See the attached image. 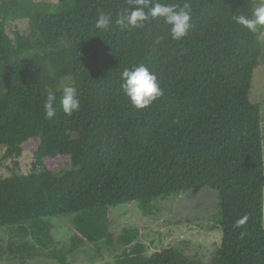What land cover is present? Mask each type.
Segmentation results:
<instances>
[{
	"label": "trees",
	"instance_id": "trees-1",
	"mask_svg": "<svg viewBox=\"0 0 264 264\" xmlns=\"http://www.w3.org/2000/svg\"><path fill=\"white\" fill-rule=\"evenodd\" d=\"M187 2L193 27L176 41L162 18L123 32L96 27L100 13L115 20L129 0H0L1 158L14 166L23 152L33 158L29 174L0 178V230L35 236L43 250L53 246L60 264L65 256L48 220L61 217H71L70 252L122 245L111 264H264V136L249 97L264 61L262 30L232 19L251 16L262 0ZM25 18L27 32L10 37L6 23ZM140 64L164 91L144 109L121 89L122 71ZM69 83L80 100L71 116L60 104ZM49 91L52 119L43 108ZM204 189L216 193L221 231L206 262L172 246L147 257L135 234L113 231L112 208L137 204L147 213L153 202ZM35 252L16 249L20 262Z\"/></svg>",
	"mask_w": 264,
	"mask_h": 264
},
{
	"label": "rangeland",
	"instance_id": "rangeland-1",
	"mask_svg": "<svg viewBox=\"0 0 264 264\" xmlns=\"http://www.w3.org/2000/svg\"><path fill=\"white\" fill-rule=\"evenodd\" d=\"M23 4H55L56 0H21ZM261 3H264L262 0ZM260 3V4H261ZM258 4L257 6H259ZM260 40L264 46V26H260ZM28 20L12 19L6 23V33L12 37L13 31L27 32ZM250 100L260 107L262 133L264 136V61L254 71ZM0 151V178L13 174L27 175L31 171L33 158L30 153L23 152L17 160V166L10 160H3ZM69 165L58 168L56 173L67 170ZM113 231L123 234L125 231L136 235L135 243H142L147 257L166 247H174L190 257L203 262L209 260L211 254L221 244V231L218 229L219 207L216 193L210 190L188 192L163 201L152 203L145 213L137 204L120 205L111 209ZM61 217L50 219V230L57 249L62 250L65 264H111L113 257L121 253L124 247L114 243L108 245L98 242L86 245L73 252L69 251V219ZM262 226L264 228V191L262 206ZM134 244V243H133ZM32 247L36 251L32 258L20 262L16 249ZM53 246L41 249L35 236L19 234L16 229L0 230V264H60L54 257Z\"/></svg>",
	"mask_w": 264,
	"mask_h": 264
},
{
	"label": "clouds",
	"instance_id": "clouds-1",
	"mask_svg": "<svg viewBox=\"0 0 264 264\" xmlns=\"http://www.w3.org/2000/svg\"><path fill=\"white\" fill-rule=\"evenodd\" d=\"M131 7L119 13L115 20L111 14L100 13L96 21V27L108 30L114 24L120 31L142 28L156 18H162L170 26V35L173 40L184 39L193 25L191 4L185 0L181 4L154 2V0H129ZM232 19L239 25L250 31H256L258 26H264V3L257 6L251 16L236 15ZM121 89L127 97L130 105L136 109H144L155 100L164 95L163 89L152 72L144 64L124 69L121 73ZM76 88L66 84L62 88L60 104L63 112L71 116L80 110V100L76 95ZM56 95L49 91L44 101V114L46 119H52L56 115ZM247 220L243 217L236 221V226H242Z\"/></svg>",
	"mask_w": 264,
	"mask_h": 264
}]
</instances>
